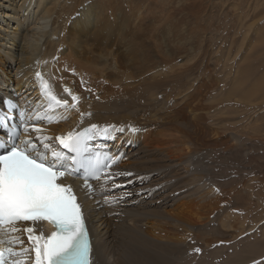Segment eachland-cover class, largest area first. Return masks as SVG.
Here are the masks:
<instances>
[{
    "label": "bare ground",
    "instance_id": "obj_1",
    "mask_svg": "<svg viewBox=\"0 0 264 264\" xmlns=\"http://www.w3.org/2000/svg\"><path fill=\"white\" fill-rule=\"evenodd\" d=\"M139 11L128 0H0V118L7 108L24 113L21 125L41 128L57 150L55 137L98 126L87 153L111 166L88 181L91 191L82 178H65L83 205L94 264H190V237L219 231L222 217L217 184L194 164L221 146L199 93L206 63L162 42L156 22L141 21L150 13ZM41 80L69 104L70 89L78 110L46 112ZM37 135L23 129L19 140ZM40 230L54 231L47 222Z\"/></svg>",
    "mask_w": 264,
    "mask_h": 264
},
{
    "label": "rangeland",
    "instance_id": "obj_2",
    "mask_svg": "<svg viewBox=\"0 0 264 264\" xmlns=\"http://www.w3.org/2000/svg\"><path fill=\"white\" fill-rule=\"evenodd\" d=\"M128 5L134 14L150 13L141 21L156 22L162 42L184 58L206 63V88L199 93L205 95L206 125L221 146L199 152L194 164L208 168L220 191L221 232L190 237L189 263L264 264V0H128Z\"/></svg>",
    "mask_w": 264,
    "mask_h": 264
},
{
    "label": "snow or ice",
    "instance_id": "obj_3",
    "mask_svg": "<svg viewBox=\"0 0 264 264\" xmlns=\"http://www.w3.org/2000/svg\"><path fill=\"white\" fill-rule=\"evenodd\" d=\"M41 89L49 101L46 112L57 107L77 109L80 98L70 89L64 91L71 96V104L58 98L47 81L41 80ZM20 115L23 117L24 113ZM42 118L38 114V119ZM0 126L7 127L3 118ZM24 131L38 135L24 140L17 136V142L7 148L0 145L4 148L0 151V245H8L0 249V264H29V261L31 264H94L83 205L65 178H83L84 187L91 191L88 180H100L102 169L111 166L102 165L99 155L87 153L88 141L98 126L93 124L83 132L55 137L60 150L48 143L52 137L40 135L41 128L25 125ZM103 132L107 133V129ZM11 135H16L15 130ZM77 157L81 158L77 160ZM77 164L87 176L79 175ZM41 222L51 224L54 231L45 235L40 230ZM25 233L28 246L22 238ZM194 251L199 253L201 249Z\"/></svg>",
    "mask_w": 264,
    "mask_h": 264
},
{
    "label": "clouds",
    "instance_id": "obj_4",
    "mask_svg": "<svg viewBox=\"0 0 264 264\" xmlns=\"http://www.w3.org/2000/svg\"><path fill=\"white\" fill-rule=\"evenodd\" d=\"M22 134V133H21ZM54 229V228H53Z\"/></svg>",
    "mask_w": 264,
    "mask_h": 264
}]
</instances>
